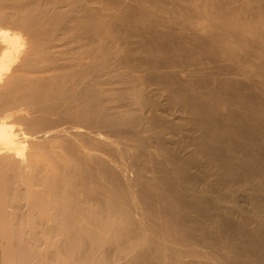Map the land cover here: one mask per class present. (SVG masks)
<instances>
[{"label":"bare ground","instance_id":"bare-ground-1","mask_svg":"<svg viewBox=\"0 0 264 264\" xmlns=\"http://www.w3.org/2000/svg\"><path fill=\"white\" fill-rule=\"evenodd\" d=\"M195 1L0 0V264H264V0Z\"/></svg>","mask_w":264,"mask_h":264},{"label":"rangeland","instance_id":"rangeland-1","mask_svg":"<svg viewBox=\"0 0 264 264\" xmlns=\"http://www.w3.org/2000/svg\"><path fill=\"white\" fill-rule=\"evenodd\" d=\"M202 0H196V3H201ZM262 5L264 6V1L262 2ZM175 9V5L171 2L166 4V10L167 11H172ZM247 19L243 18L242 16H237L235 19L238 20L237 24L240 27H243V25H245L243 20H254L256 17V13L254 11H251L250 9H247ZM193 13H191V11L188 8H182L181 12H180V18L183 20H189L191 19ZM206 27L207 29H209V32H214L213 27L211 26V24L209 22L206 23ZM251 38L249 37V40Z\"/></svg>","mask_w":264,"mask_h":264}]
</instances>
